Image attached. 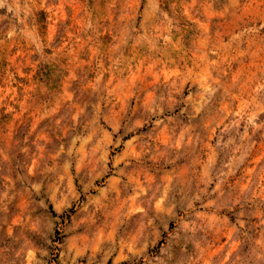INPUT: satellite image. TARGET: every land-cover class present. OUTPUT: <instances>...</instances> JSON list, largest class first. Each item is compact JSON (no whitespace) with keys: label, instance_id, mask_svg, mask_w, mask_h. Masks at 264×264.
<instances>
[{"label":"rangeland","instance_id":"1","mask_svg":"<svg viewBox=\"0 0 264 264\" xmlns=\"http://www.w3.org/2000/svg\"><path fill=\"white\" fill-rule=\"evenodd\" d=\"M0 264H264V0H0Z\"/></svg>","mask_w":264,"mask_h":264},{"label":"bare ground","instance_id":"2","mask_svg":"<svg viewBox=\"0 0 264 264\" xmlns=\"http://www.w3.org/2000/svg\"><path fill=\"white\" fill-rule=\"evenodd\" d=\"M14 7H16V5L14 6ZM47 9V8H46ZM51 9V8H50ZM21 10V9H20ZM48 11H49V9H48ZM30 12V11H29ZM19 13V12H18ZM49 13V12H48ZM25 14V13H24ZM17 15V14H16ZM17 18V17H16ZM21 20V19H20ZM31 34H33V33H31ZM70 34V33H69ZM87 35V34H86ZM76 36V35H75ZM88 37V36H87ZM68 38V37H67ZM81 40H82V38H81ZM62 43V42H61ZM65 43V42H64ZM63 43V44H64ZM75 43H77V42H75ZM78 44V43H77ZM79 46H80V44H79ZM70 48V47H69ZM71 49V48H70ZM42 51V50H41ZM68 51V50H67ZM72 51V50H71ZM56 53V52H55ZM52 54H54V53H52ZM11 62V61H10ZM92 62V61H91ZM11 64V63H10ZM8 68V67H7ZM8 78V77H7ZM34 94V93H33ZM36 97V96H35ZM23 98V97H22ZM28 100V99H27ZM32 100V99H31ZM30 100V101H31ZM41 100V99H40ZM35 101V100H34ZM19 105H20V107H21V109H28L30 106H31V103H29L28 101H26V100H22V101H20V103H19ZM34 107V106H33ZM17 113V112H16ZM34 123V122H33ZM10 125V124H9ZM12 128V127H11ZM32 128V127H31ZM5 160V159H4ZM33 165V164H32Z\"/></svg>","mask_w":264,"mask_h":264}]
</instances>
